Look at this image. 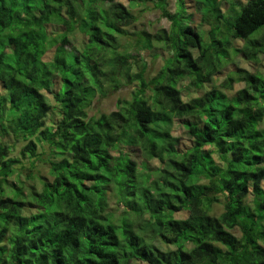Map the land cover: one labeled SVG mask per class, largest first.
<instances>
[{
    "label": "trees",
    "instance_id": "trees-1",
    "mask_svg": "<svg viewBox=\"0 0 264 264\" xmlns=\"http://www.w3.org/2000/svg\"><path fill=\"white\" fill-rule=\"evenodd\" d=\"M128 2L0 0V264H264V73L237 67L215 83L234 54H264V0H176L174 12L168 0ZM139 6L159 8L170 30L130 28ZM142 52L162 55L156 75ZM135 82L130 100L88 116ZM183 82L202 94L184 99ZM8 136L27 141L22 158ZM138 148L162 164L154 174L146 163L139 173L127 152ZM36 178L39 191L26 186Z\"/></svg>",
    "mask_w": 264,
    "mask_h": 264
},
{
    "label": "rangeland",
    "instance_id": "rangeland-1",
    "mask_svg": "<svg viewBox=\"0 0 264 264\" xmlns=\"http://www.w3.org/2000/svg\"><path fill=\"white\" fill-rule=\"evenodd\" d=\"M118 2H121L127 6H129V2L128 0H117ZM239 3H245L247 0H236ZM168 8L171 12H174L175 10V2L176 0H168ZM237 2V3H238ZM221 7H222V11L226 12V13H233L232 10V6H231V1H222L221 2ZM188 12L189 13H193L192 16V25H199L200 19H201V14L195 10L193 4L191 2H188ZM235 10L237 9V6H235L234 8ZM133 13L136 15L137 20L135 21V23L130 27L134 30H145L151 34H156L158 33L160 30L162 29H167L170 30L171 28V22L168 20V18L162 16L161 10L159 8H155V7H149L146 8L145 10H142V7H134L132 9ZM59 29V24H52L48 26V29L50 31L54 30V28L56 26ZM210 28L209 24H204L203 25V31H208ZM205 36H207V33H205ZM238 47H242L243 42L236 40L235 41ZM68 49H73L70 46H68ZM158 52L162 53L161 49L158 50ZM196 52V51H195ZM197 53V52H196ZM53 54V48L49 50V52L45 55V59L49 60L51 59ZM141 55L143 56L144 61L147 64V69L145 72V76L151 77L157 74V72L161 69L163 63H164V59L161 56H157L154 57L152 55V53H141ZM237 67H241L244 69H247L249 71H253V72H263L264 73V54H261L260 57L258 58V61H253V60H249L247 59L243 54L239 53L237 55H233V60H231L229 62V64L223 69V73L216 75L215 76V83L217 85L221 84L222 82H224L226 76L228 75V73L234 69H236ZM186 84L187 82H183V84L180 83V87L183 89V98L184 99H188V97H193L199 94H202V92L197 93V92H192L193 94L189 93L187 88H186ZM206 86H210V85H206ZM137 87V82L133 83V84H129L126 86H123L122 88H120L118 91L110 94L108 97L105 98H96L92 104V106L89 108L88 110V116H96L99 115L100 113L104 112V113H109L111 111H114L118 108V101L119 100H130L133 96V91L136 89ZM241 88V84L240 83H234V88L232 91L229 92V94H234L238 89ZM1 90V87H0ZM47 98L52 101V96L50 94H46ZM53 114L50 115V118H52ZM173 135L175 137L179 138V147L181 149H185L187 147H189L192 144V140L190 135L187 133L186 128L179 123L178 120H175V124L173 126ZM5 138V137H4ZM6 141H11L13 143H15V147L12 153V156L15 157H20L22 158L21 155V150L23 148V146L27 143V141H25L24 139H20V140H15L13 137H6L5 138ZM41 152V149L39 150ZM127 152L130 154L131 159L135 160L138 163V171L139 173H142L145 175H147V171L144 170V166L143 164L146 163L148 164L149 170H151V172L154 174V171L162 166V164L159 162L158 159H149L147 157V155L145 154V152L143 151V149L138 148L137 149H130L127 150ZM217 158V155H214ZM37 171L38 173L42 176V177H46L48 179L51 178L50 173H49V168L47 167L46 164L43 163V161H39L38 162V166H37ZM142 177V176H141ZM22 179H24V175L22 174L21 176ZM12 179H16V174H14L10 180ZM152 180H154V178H152ZM34 181V183H33ZM205 182V180H204ZM42 182H40V180L38 178H36L35 180H32V182H28L27 183V187H30L31 189L33 188V190H41L42 188ZM110 202H111V207L110 210L114 211L116 213H120L119 211V206L116 204L115 200H112L110 198ZM28 209H25V213L29 214L31 213V211L33 212L35 209H29V207H27ZM224 211V199L222 198L219 202L214 203V205L212 206V212L214 215H219L221 212ZM122 213V212H121ZM188 216V212L187 211H179L174 213V217L175 218H186ZM233 234H235L236 236H240L241 232L239 230V228H235L233 231ZM159 245H163L164 247H167L166 245L162 244V243H158ZM192 244L189 243L187 244V248H191ZM168 248H175L174 245H169ZM133 264H148L147 262L144 261H136Z\"/></svg>",
    "mask_w": 264,
    "mask_h": 264
}]
</instances>
